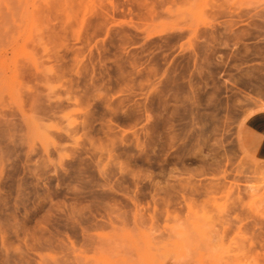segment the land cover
I'll return each mask as SVG.
<instances>
[{
	"label": "rangeland",
	"instance_id": "obj_1",
	"mask_svg": "<svg viewBox=\"0 0 264 264\" xmlns=\"http://www.w3.org/2000/svg\"><path fill=\"white\" fill-rule=\"evenodd\" d=\"M264 0H0V264H264Z\"/></svg>",
	"mask_w": 264,
	"mask_h": 264
},
{
	"label": "crops",
	"instance_id": "obj_2",
	"mask_svg": "<svg viewBox=\"0 0 264 264\" xmlns=\"http://www.w3.org/2000/svg\"><path fill=\"white\" fill-rule=\"evenodd\" d=\"M244 140L256 158L264 160V110L250 114L242 125Z\"/></svg>",
	"mask_w": 264,
	"mask_h": 264
}]
</instances>
